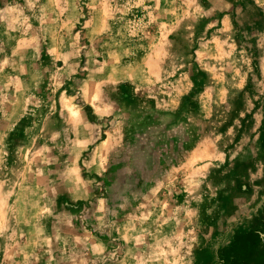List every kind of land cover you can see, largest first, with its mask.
Instances as JSON below:
<instances>
[{
	"label": "rangeland",
	"instance_id": "374dc122",
	"mask_svg": "<svg viewBox=\"0 0 264 264\" xmlns=\"http://www.w3.org/2000/svg\"><path fill=\"white\" fill-rule=\"evenodd\" d=\"M0 264H264V0H0Z\"/></svg>",
	"mask_w": 264,
	"mask_h": 264
}]
</instances>
